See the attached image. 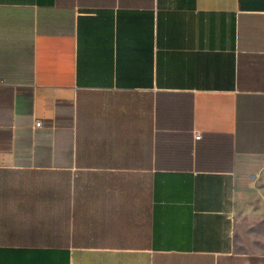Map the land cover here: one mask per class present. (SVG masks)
<instances>
[{
	"label": "crops",
	"instance_id": "crops-1",
	"mask_svg": "<svg viewBox=\"0 0 264 264\" xmlns=\"http://www.w3.org/2000/svg\"><path fill=\"white\" fill-rule=\"evenodd\" d=\"M0 264H264V0H0Z\"/></svg>",
	"mask_w": 264,
	"mask_h": 264
},
{
	"label": "built area",
	"instance_id": "built-area-1",
	"mask_svg": "<svg viewBox=\"0 0 264 264\" xmlns=\"http://www.w3.org/2000/svg\"><path fill=\"white\" fill-rule=\"evenodd\" d=\"M35 126H36V127H40V126H41V122H39V121H38V122H35ZM195 139H196V140L200 139V135L196 134V135H195Z\"/></svg>",
	"mask_w": 264,
	"mask_h": 264
}]
</instances>
